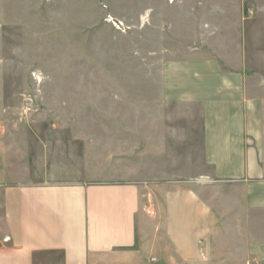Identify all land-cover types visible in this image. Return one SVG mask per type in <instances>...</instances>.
Instances as JSON below:
<instances>
[{
  "label": "crops",
  "instance_id": "crops-1",
  "mask_svg": "<svg viewBox=\"0 0 264 264\" xmlns=\"http://www.w3.org/2000/svg\"><path fill=\"white\" fill-rule=\"evenodd\" d=\"M243 30L237 48L223 46L222 59L192 57L164 70L165 99L200 105L202 160L211 168L201 176L213 185L194 181L198 130L191 116L188 124L158 123L152 131L142 124L141 145L113 155L112 165L93 152L91 163L107 166L96 172L66 143H46L37 170L0 126V264H232V258L245 264V234L243 250L230 257L231 242L214 236L226 217L216 192L223 185L238 186L239 227L250 225L247 210L264 211V60L252 40L256 31ZM187 147L185 158H175ZM170 162L190 168L175 170ZM150 179L170 180L156 186L162 220L150 215ZM208 187L216 189V205L199 190ZM251 239L264 243L258 235ZM253 253L264 257L262 250Z\"/></svg>",
  "mask_w": 264,
  "mask_h": 264
},
{
  "label": "rangeland",
  "instance_id": "rangeland-1",
  "mask_svg": "<svg viewBox=\"0 0 264 264\" xmlns=\"http://www.w3.org/2000/svg\"><path fill=\"white\" fill-rule=\"evenodd\" d=\"M244 26L256 31L251 36L263 61L264 0H0V126L5 139L14 140L27 165L37 170L44 167L39 162L46 143H66L96 172L107 166L91 163L93 152L110 163L127 146L141 145L142 124L152 131L158 123L188 124L191 116L198 130L194 181L213 185L214 180L201 176L211 168L202 160L200 105L165 99L164 70L192 57L221 58L223 46L237 48ZM188 148L175 158H185ZM155 161L150 158L149 167H156ZM167 165L190 168L186 162ZM166 181L148 180L150 215L161 220L164 200L156 186ZM200 188L216 205V189ZM216 192L226 217L214 236L231 242L225 255L243 250L239 240L245 234V253L240 252L250 256L245 264H264V257L253 253L264 251V243L251 239L264 238V211L247 210L250 225L239 227L238 186L229 183Z\"/></svg>",
  "mask_w": 264,
  "mask_h": 264
}]
</instances>
